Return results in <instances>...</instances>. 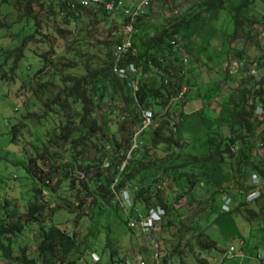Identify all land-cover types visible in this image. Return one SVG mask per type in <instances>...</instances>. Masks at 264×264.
Listing matches in <instances>:
<instances>
[{
    "label": "trees",
    "instance_id": "1",
    "mask_svg": "<svg viewBox=\"0 0 264 264\" xmlns=\"http://www.w3.org/2000/svg\"><path fill=\"white\" fill-rule=\"evenodd\" d=\"M107 1L140 0H0L8 38L0 46V77L21 78L19 93L29 90L32 97L11 125V140L21 137L35 152L21 163L33 181L23 205L9 199L0 206L4 264H78L95 252L104 230L107 264H126L130 256L111 239L112 222L122 221L131 237H146L128 225V216L155 208L164 213L151 232L156 239H149L152 264H208L203 253L220 250L216 237L229 225L244 242L259 232L264 243V188L249 199L252 176L264 182V46L258 43L264 0H149L118 60L129 18L107 11ZM240 39L255 40L260 53L251 57L237 48ZM26 57L35 70L19 77ZM116 62L137 68V90L112 71ZM143 111L152 114V125L132 148ZM31 124L40 145L28 139ZM123 191L130 206L119 202ZM61 201L74 218L70 226L44 217ZM85 218L93 221V240L80 229ZM238 218L256 227L244 236ZM28 223L37 225L34 258L15 241Z\"/></svg>",
    "mask_w": 264,
    "mask_h": 264
},
{
    "label": "rangeland",
    "instance_id": "2",
    "mask_svg": "<svg viewBox=\"0 0 264 264\" xmlns=\"http://www.w3.org/2000/svg\"><path fill=\"white\" fill-rule=\"evenodd\" d=\"M164 8L165 15H169V3H165ZM1 19H4V15H1ZM6 33V28L0 26V46L1 44L7 43L8 38L4 36L6 35ZM258 39L260 40L258 43L264 46V31L261 37H259ZM60 44H62V42H60ZM235 44L237 48L243 47L251 57H255L260 53L259 45H256L255 40L245 41L243 39H240L237 40ZM3 61L4 56L0 49V64L3 63ZM30 66L31 70L28 69V67ZM35 66L36 63H34L31 58H24L19 64V68L17 70L18 76L20 77L28 73L31 74V72L35 70ZM234 66L236 67L237 64L234 63ZM5 69L8 70L6 66ZM21 82V78L16 79L15 81H6L1 79L0 77V206H2L5 201L9 199L15 200V202L23 205L24 200L22 198L27 197V191L33 183V181L28 178V172L21 163L26 158L27 153L29 155H33L35 152L31 145L23 144V139L21 137L20 140L12 141V135L10 133L11 125L16 123L25 111L24 100H26L27 103H31L32 101L31 92L29 90H22L19 93ZM39 103L41 102L39 101ZM198 107L199 105L195 104L194 108L197 109ZM48 127L49 125H47L46 123L42 126L43 129H46ZM30 131H32L31 137L28 139L35 142L36 145H40L41 142L36 140L37 138L40 139V137L38 136L40 132H38L35 129V126L32 124ZM260 154L264 157V148L260 149ZM44 196L45 200L51 202V196L47 190H45ZM61 204L63 206H60V208L56 210V212L51 217H49L48 214L44 217L50 223H61L70 226L72 225V220L74 222V218H72L71 214L68 213L64 208V204L62 201ZM55 205H57L56 202H52L50 204V207H54ZM106 221H104L103 219L102 223L105 225ZM91 222L93 221L85 218L83 226L80 227L84 234H89V237L91 236ZM237 222L241 233L244 236H247L249 231L256 227L255 225L247 223L241 218H238ZM111 226V239H119L120 242L118 246L120 247L122 256H130L129 259L133 263H137L139 260H143L145 264H152V261L154 260L156 255V252L152 248L149 240L154 238L156 239L155 235L151 234L152 231L146 234L148 237L138 236V234H135L134 237H131L128 228L122 221L114 220ZM35 227L37 228V225L35 223H28L25 226V231L23 232V234L16 236L15 238L17 244L28 246L31 258L36 257L35 250L37 231ZM225 228L226 230L223 232L224 234H218V236L216 237L220 250L213 249L211 250L210 254L203 253V256L206 257L208 261V264H264V243H261V234L259 232H256L254 238L250 242L246 243L242 239H239L238 234H240V232H236L234 227L229 225ZM156 229L158 231L157 227ZM99 233L101 235L99 234V236L96 237V246L94 253H96L99 258L97 264H107L110 260V249L104 246L106 236L105 230L100 231ZM92 237L93 235L90 237L91 240H93ZM19 245H14L15 254L19 252ZM231 245L235 247V252L232 257H227L225 251L227 250L226 248ZM140 248L143 249L144 253L139 251ZM92 252L93 251L91 250L87 251L83 258L78 260V264H94L93 260H91ZM0 264H4L1 255Z\"/></svg>",
    "mask_w": 264,
    "mask_h": 264
},
{
    "label": "built area",
    "instance_id": "3",
    "mask_svg": "<svg viewBox=\"0 0 264 264\" xmlns=\"http://www.w3.org/2000/svg\"><path fill=\"white\" fill-rule=\"evenodd\" d=\"M81 2L84 5L88 4H97L100 3L101 0H81ZM149 0H140L135 1L130 5L124 6L122 1H107L104 3V8L107 11H121L123 14H125L129 18V23L126 24V31H127V37L126 39L117 46L115 51V56L117 57L116 60L119 59L120 53L123 51H126L128 48L131 47V37L134 33V27L133 22L136 19V17L143 13L144 9L148 5ZM112 71L116 73L119 77L126 79L128 81V85L133 88L134 90L138 89V81L133 78L136 73L138 72L137 68L133 64H127L125 67H120L118 63L116 62L113 67ZM252 73H256L254 70H252ZM132 77V78H131ZM258 113H262L261 108H258ZM143 122L141 127L135 132L134 134V140L133 147L136 146V139L139 135V133L147 128L148 126L152 125V114L149 111H143ZM252 183L255 185V189L252 193L249 194V199H254L259 196V189L264 188V182L260 180L257 176H252ZM119 202L121 205L125 203L126 206H130L129 201V195L127 191H123V197L122 199H119ZM223 209L227 210V202L224 205ZM124 210L126 211V208L124 206ZM163 210L160 208L150 209L147 214H138L137 217L128 216V225L130 227H133L139 231H141L144 234H148L152 231V229L155 227L157 223L161 220V217L163 215ZM235 252V248L233 246H229L227 250L225 251L227 257H232V255ZM156 254V253H155ZM229 255V256H228ZM92 259L98 260V256L96 253H92ZM156 257V255H155ZM126 264H145L143 260H139L137 263H133L131 261H127Z\"/></svg>",
    "mask_w": 264,
    "mask_h": 264
}]
</instances>
